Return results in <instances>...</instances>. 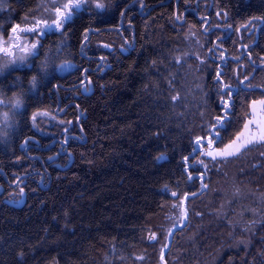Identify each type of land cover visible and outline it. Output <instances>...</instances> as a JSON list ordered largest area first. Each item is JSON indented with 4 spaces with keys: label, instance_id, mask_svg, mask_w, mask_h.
Masks as SVG:
<instances>
[{
    "label": "trees",
    "instance_id": "obj_1",
    "mask_svg": "<svg viewBox=\"0 0 264 264\" xmlns=\"http://www.w3.org/2000/svg\"><path fill=\"white\" fill-rule=\"evenodd\" d=\"M41 1L0 0V37ZM103 4L0 75V264H264V141L201 156L264 98V0Z\"/></svg>",
    "mask_w": 264,
    "mask_h": 264
},
{
    "label": "snow or ice",
    "instance_id": "obj_2",
    "mask_svg": "<svg viewBox=\"0 0 264 264\" xmlns=\"http://www.w3.org/2000/svg\"><path fill=\"white\" fill-rule=\"evenodd\" d=\"M50 2H51V7L55 10V19L51 23H48L47 20L42 21L41 19H37L35 20V23L32 27L22 28L20 27V25H16L12 28L13 35L9 36L8 40L19 41L21 38L18 35V33L30 32L33 35L40 36L46 34V32L48 31L60 30L65 26V24L72 21L76 13L84 9L86 5L92 4V0H68L67 3H62V4L59 3V0H50ZM94 7L96 9H103L105 5L103 3L97 2L95 3ZM6 44L8 46H5ZM38 44H39L38 39L30 44L26 39L24 40L23 43L8 44L7 41H4L3 38L0 37V51H3L5 55H10L13 57L12 59L8 60L5 64L0 65V70H2L3 67H7L8 64L15 65L19 62L21 65H23L24 63H26L30 56H34L36 54V49ZM17 52L22 54H17ZM46 67L47 65H43L41 71H44ZM31 83L33 87H35L37 83L36 76H33L31 78ZM225 87L228 88L230 86L226 85ZM227 95H229L230 97L231 92H228ZM173 99L175 100L176 97H173ZM2 103H4V101H0V104ZM21 103H22L21 100H19L18 98H14L13 107L19 108ZM222 103L224 105L225 110H227L230 107L228 101L222 100ZM260 103L264 105V101H261ZM8 118H9V113L8 112L3 113V119L5 122H7ZM33 119H35V114L33 116ZM223 119L224 117H218L217 118L218 123L212 126V129L216 130L217 134L213 135L212 139L209 140V145H211L214 141L219 139L218 130L219 128L223 127V124L221 123ZM245 127L247 128L248 125L246 124ZM210 134H211V130H210ZM260 138L264 139V134H262ZM197 142L200 143V140L198 139ZM233 143H235V141H233ZM228 147H231V145H229ZM236 151H239V148H237ZM205 154L211 156L213 160L216 159V155H213L211 151ZM231 154L233 153H228V152L217 153V155H231ZM173 195L176 194L173 193ZM150 239H155V234H152Z\"/></svg>",
    "mask_w": 264,
    "mask_h": 264
},
{
    "label": "rangeland",
    "instance_id": "obj_3",
    "mask_svg": "<svg viewBox=\"0 0 264 264\" xmlns=\"http://www.w3.org/2000/svg\"><path fill=\"white\" fill-rule=\"evenodd\" d=\"M67 2H68V0H59V3H61V4L67 3ZM97 2L103 3V0H92V4L86 5L84 9H86V8L96 9L94 7V5ZM41 5L43 6V9H41V13L44 14V15H42L43 17L42 16L40 17L41 20L42 21L47 20L48 23L49 22L51 23L55 19V10L51 7L50 0H42ZM99 10H101V9H99ZM53 28H54V25H53ZM12 35H13V33L9 34L8 37L3 38V40L7 41L8 44H13V43H23L24 40L26 39L28 41V43L30 44V43H32L38 39V37L36 35H33L30 32H27V33H18V35L21 38L19 41H9L8 38H9V36H12ZM40 36H43V35H40ZM39 45L40 44L37 45L36 54L38 52ZM5 46H8V45L6 44ZM17 54H22V53L17 52ZM34 56H30L28 58L27 62L24 63L23 65H21L19 62L15 65L8 64L7 67H3L2 70H0V75H2V73H5V72H7L13 68H21V67L28 66L31 63V60ZM12 58H13L12 56L5 55L3 53V51H0V65L5 64L8 60H10ZM261 101H264V98L257 99V100H254L251 102L249 116L245 121L244 127H243L242 131L232 141H230L229 143H227L226 145H224L222 147L204 149L201 153V156L205 157V158L212 159L211 156L205 154V153L211 151L213 155H216V159L231 158V157L237 156L246 148H248L254 144L263 142L264 139L260 138L261 135L264 134V105H262L260 103ZM38 118H39L40 124L46 122L44 120V118H46L45 115L40 114L38 116ZM246 124L248 125L247 128L245 127ZM238 137H239V139H238ZM233 141H235V143H233ZM229 145H231V147H228ZM237 148H239V151H236ZM219 152H228V153H233V154H231V155H217V153H219Z\"/></svg>",
    "mask_w": 264,
    "mask_h": 264
}]
</instances>
